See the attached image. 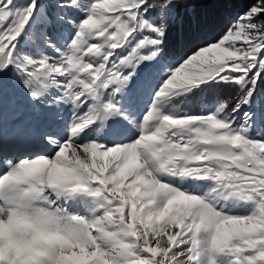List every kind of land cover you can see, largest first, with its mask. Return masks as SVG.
Listing matches in <instances>:
<instances>
[{
	"label": "snow or ice",
	"instance_id": "snow-or-ice-1",
	"mask_svg": "<svg viewBox=\"0 0 264 264\" xmlns=\"http://www.w3.org/2000/svg\"><path fill=\"white\" fill-rule=\"evenodd\" d=\"M232 2L0 0V264H264V0L213 29Z\"/></svg>",
	"mask_w": 264,
	"mask_h": 264
},
{
	"label": "trees",
	"instance_id": "trees-1",
	"mask_svg": "<svg viewBox=\"0 0 264 264\" xmlns=\"http://www.w3.org/2000/svg\"><path fill=\"white\" fill-rule=\"evenodd\" d=\"M257 2L258 0H233L231 5L225 10H217L214 7H210L205 11L211 16L213 29L221 28L226 25L229 19L235 17L237 14L243 13ZM213 95L209 94V103H211Z\"/></svg>",
	"mask_w": 264,
	"mask_h": 264
},
{
	"label": "rangeland",
	"instance_id": "rangeland-1",
	"mask_svg": "<svg viewBox=\"0 0 264 264\" xmlns=\"http://www.w3.org/2000/svg\"><path fill=\"white\" fill-rule=\"evenodd\" d=\"M9 136H11V130L9 129V132H8Z\"/></svg>",
	"mask_w": 264,
	"mask_h": 264
}]
</instances>
